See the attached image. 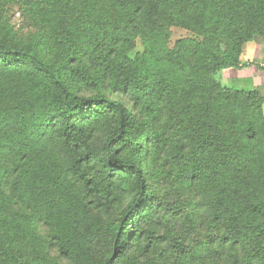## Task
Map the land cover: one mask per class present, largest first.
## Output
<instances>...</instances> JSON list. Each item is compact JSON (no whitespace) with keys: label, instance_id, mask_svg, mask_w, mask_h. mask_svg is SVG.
I'll use <instances>...</instances> for the list:
<instances>
[{"label":"trees","instance_id":"1","mask_svg":"<svg viewBox=\"0 0 264 264\" xmlns=\"http://www.w3.org/2000/svg\"><path fill=\"white\" fill-rule=\"evenodd\" d=\"M0 30V264H264V96L221 78L264 0H0Z\"/></svg>","mask_w":264,"mask_h":264},{"label":"rangeland","instance_id":"2","mask_svg":"<svg viewBox=\"0 0 264 264\" xmlns=\"http://www.w3.org/2000/svg\"><path fill=\"white\" fill-rule=\"evenodd\" d=\"M4 22H6L7 26H11L15 32H18V34L23 38H25L26 40L33 38L35 34L38 33V28H36L34 24L28 21L26 16H24L22 10L17 5H11L6 8ZM190 37H195V35L188 30L178 27H173L171 29V38L169 41V47L173 48L177 41ZM143 52H144V44L141 39H138L136 41V49L130 54V56L131 58L134 59L138 53H143ZM228 85H230V87H236V88L244 87L241 86V84L239 83H235L234 81L229 82ZM103 92L107 95L112 96V98L114 99H122L121 96L111 93L109 88L104 87ZM124 102L126 104L128 103L127 100H124ZM210 190L211 188L210 189L193 188L191 190H187L184 187H182L178 182H170L168 183V185H163V184L153 185L154 192H152V194L156 195L158 193L162 194V193L170 192L176 194L177 196H179L180 194H183L184 196H189L191 202L194 204L193 207L196 214V218H195L196 222L204 223L206 221L208 222L211 219L210 199L212 196V190L211 191ZM203 191H205V193ZM141 225H143V223H141ZM42 233L46 234L45 231L43 230ZM94 239L96 240H93L92 247L88 248V252L92 260L95 259V256L96 258H101L105 254H107L109 250V243L107 240L97 239V238ZM50 254L52 258L57 259V253L55 251H52ZM59 264H64V262L61 259H59Z\"/></svg>","mask_w":264,"mask_h":264},{"label":"crops","instance_id":"3","mask_svg":"<svg viewBox=\"0 0 264 264\" xmlns=\"http://www.w3.org/2000/svg\"><path fill=\"white\" fill-rule=\"evenodd\" d=\"M241 60L247 67L242 70L223 71L221 75L223 83L228 84L235 80L246 81L250 88L264 96V40L254 39L245 44Z\"/></svg>","mask_w":264,"mask_h":264}]
</instances>
